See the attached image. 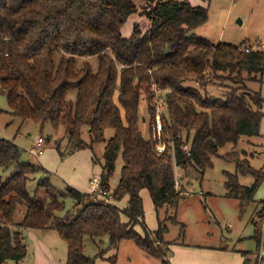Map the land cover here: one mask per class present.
<instances>
[{
	"label": "trees",
	"instance_id": "trees-1",
	"mask_svg": "<svg viewBox=\"0 0 264 264\" xmlns=\"http://www.w3.org/2000/svg\"><path fill=\"white\" fill-rule=\"evenodd\" d=\"M136 12L148 19L147 31L142 33L135 25L130 36L122 35V25ZM207 20L208 7L188 0H0V94L10 110L22 120L40 123L41 130L47 123L54 130L63 128L67 152L93 149L104 142L100 189L116 200L128 195V220L122 222L116 205L98 198L95 192L69 185L65 191L56 188L42 165L23 159L14 140L0 138V264L19 262L26 256L23 228L55 229L66 243L65 264H94L84 254V238L104 235L110 247L117 248L121 240L130 239L148 254L164 256L156 243L162 242L167 226L159 221L155 231L147 230L140 191L148 190L155 210L164 205L177 207L183 190L175 187L173 161L182 170L194 167L202 173L226 143L258 136L264 116L260 92L255 97L234 93L207 100L197 89L184 87L185 79L200 80L208 70H245L259 78L263 72L260 49L241 51L197 36L194 30ZM94 56L96 70L83 60ZM152 84L166 91L161 123L173 143L174 160L170 146L158 154L159 141L145 138L139 128L141 91L150 102L149 129L155 122ZM72 91L74 97L67 98ZM83 126L88 140L82 138ZM107 128L113 129V134L105 138ZM182 131H193L188 150L184 149L187 142ZM55 145L60 155L66 152L60 144ZM228 153L233 155L221 158L235 162L236 171L225 172V194L238 200L242 210L254 201L264 170ZM119 154L123 164L111 193L108 181ZM11 167L15 171L3 178L2 170ZM36 173L43 174L37 189L45 191L48 202L27 189L28 180ZM239 174L250 175L253 181L243 185ZM62 195L76 202L75 216L56 214L63 207L59 201ZM18 205L25 206V214L15 222ZM136 223L142 224L144 235L133 229ZM256 227L258 242L261 228L258 223ZM243 264H248V259Z\"/></svg>",
	"mask_w": 264,
	"mask_h": 264
},
{
	"label": "rangeland",
	"instance_id": "rangeland-1",
	"mask_svg": "<svg viewBox=\"0 0 264 264\" xmlns=\"http://www.w3.org/2000/svg\"><path fill=\"white\" fill-rule=\"evenodd\" d=\"M188 1L192 4L208 7L207 22L194 30L197 36L207 38L214 44L234 45L241 51L255 49L258 46L264 54V46H262V43L264 44V0ZM135 25L142 33H145L149 27V22L140 12L130 14L121 27L122 35L130 36ZM83 60L88 61L91 67L96 70L98 61L95 56ZM118 68L120 67L118 66ZM183 85L197 89L203 97L208 98L207 100L209 98L224 99L226 95L234 93H248L255 97L256 92H260L264 98V66L260 78L259 75L248 74L245 70L240 72L208 70L204 78L198 80L195 77H189L184 80ZM154 89H159L157 103V95ZM151 90L154 93V98L151 101L154 114L155 104L159 107L161 114H165L166 105L162 103L160 98H165L166 91L156 84L151 85ZM74 95L75 92L72 91L67 95V98H73ZM140 96L139 128L145 138L154 139L153 131L149 129L148 123L150 116L147 106L150 102L143 91L140 92ZM251 106L253 109L256 108L254 104ZM261 107L264 112V102L261 103ZM82 130V138L88 140L87 127L83 126ZM260 133L261 136H256L258 140L254 138L255 136L242 137L235 144L226 143L220 147L217 155L212 157L211 165L202 173L194 167H187L184 170L179 167L174 168L176 180L179 183L176 189L181 187L183 190L181 192L182 199L175 208L164 205L155 210L148 190L144 188L140 191L143 220L147 230L155 231L159 221L167 226V230L163 233L162 242L156 243L164 252L163 257L148 254L130 239L121 240L117 248L110 247L107 235L93 239L85 237L84 254L92 258L94 264H164L163 260L171 264L170 256L172 253L168 247L171 248L176 242L185 241L186 243H198L209 247L225 246L226 249L235 247L240 251L247 252L246 255L250 259L248 264H259L257 253L259 246L255 232L257 230L256 224L258 223L260 227L264 221V180L261 181L255 192L254 201L248 203L241 210L238 200L225 194V172L234 173L236 171L235 162L224 160L221 156L231 157L228 155L233 154L228 152H233L239 160H248L253 168L264 170V116L260 123ZM112 134L113 129L107 128L105 130V138ZM162 134L163 141L170 146L169 151L172 152L173 143L170 140V135L164 131ZM39 136L44 138L43 153L38 156H31L28 150L35 144ZM181 136L183 141L187 142L185 145L189 147L193 131L188 134L186 131H182ZM0 138L14 140L23 152V159L29 160L35 165H42L48 171L46 177L56 188L62 191H65L69 185L82 192L90 193L92 186L89 180L101 174L104 142L96 143L93 149L84 148L71 153L67 152L65 150L67 140L63 128L54 130L47 123L41 130L40 123L30 118L22 120L12 113L3 94H0ZM55 144H60L61 150L64 149L66 152L60 155ZM122 164L123 160L119 154L115 161L113 174L108 181L111 193L119 181ZM14 171L15 169L11 167L2 170L1 173L3 178H6ZM41 174L36 173L30 177L27 182V189L31 194H35L38 198L48 202L49 198L45 191L37 189V182ZM238 180L243 185H249L253 181V177L239 174ZM106 196H110V194ZM59 201L63 206L56 212L59 217L64 218L67 214L76 215V202L70 196L62 195L59 197ZM113 204L120 209V220L127 222L125 210L128 204V195H124L119 200L114 199ZM24 214L25 206L18 205L14 221L20 222ZM257 216L258 219L255 220ZM133 229L144 235L141 223L133 224ZM21 231L26 237L24 240L26 250L31 256L29 262L25 264H65L66 243L58 236L55 229L43 231L36 228H23ZM29 232H33L35 237ZM261 234L260 238L263 243L260 248L264 250V231H261ZM198 248H202V246H198ZM195 259L198 261L202 258L196 256ZM262 260L264 261V257ZM3 264L14 263L7 260Z\"/></svg>",
	"mask_w": 264,
	"mask_h": 264
},
{
	"label": "crops",
	"instance_id": "crops-1",
	"mask_svg": "<svg viewBox=\"0 0 264 264\" xmlns=\"http://www.w3.org/2000/svg\"><path fill=\"white\" fill-rule=\"evenodd\" d=\"M262 46H264L263 43H262ZM256 48L259 49L258 46H256ZM261 135L262 134L260 133V128H259L258 137ZM254 138H256V136ZM253 221L257 222L255 220ZM260 227H261V231L263 232L264 229L262 227V223ZM29 234L35 237V234L33 232H29ZM24 240H26V237H24ZM262 243L263 242L260 238V240L258 241L259 249ZM198 246H202V248H198ZM218 246H221V245H218ZM168 249H171V253H172L171 256L169 255L172 258V259L170 258L171 264H242L244 263L245 259H248V262L250 263V259L247 257V255H243L242 253L243 251H240L236 249L235 247L231 249H226L225 246L224 247L222 246L221 247H209L205 245H200L198 243H186L185 241H181V242H176L171 248L168 247ZM51 256H52V253H51ZM196 256H199L202 259H198L197 261L195 259ZM30 259H31V256L29 252L27 251V254L23 260L19 262L13 261V263L20 264L22 262L23 264H25L26 262H29ZM33 260H35V258H33Z\"/></svg>",
	"mask_w": 264,
	"mask_h": 264
},
{
	"label": "built area",
	"instance_id": "built-area-1",
	"mask_svg": "<svg viewBox=\"0 0 264 264\" xmlns=\"http://www.w3.org/2000/svg\"><path fill=\"white\" fill-rule=\"evenodd\" d=\"M155 93H156V103L158 101V93H159V89H154ZM160 100H162V103H164V105H166L165 99L160 98ZM161 112L159 110V107L155 104V122L153 124L152 127V131H153V138L157 139L159 142L156 144V152L158 154H161L164 152L165 148H166V142H164L162 140V123H161ZM43 143H44V138L42 136H39L35 142V144L28 150V153L31 156H38L41 155L43 153L44 147H43ZM184 149L188 150V147L186 145H184ZM171 156L174 160V151L171 152ZM174 164V168L178 167L177 164L175 163V160L173 161ZM176 173V170H175ZM91 186H92V190L90 192H95L96 196L98 198H102L104 199L106 202L108 203H112L114 199L110 196H106V193L104 191H102L100 189V178L99 176H95L92 179L89 180ZM179 183L178 180H175V187H178ZM264 216V214H263ZM255 218V217H254ZM139 220H141V218H138ZM258 219V216L255 220ZM262 227L264 229V221L262 222ZM258 259H259V264H264V261L262 260L264 257V250L263 249H258Z\"/></svg>",
	"mask_w": 264,
	"mask_h": 264
}]
</instances>
